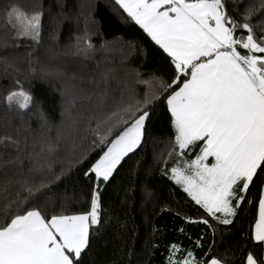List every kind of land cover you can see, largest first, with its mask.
Wrapping results in <instances>:
<instances>
[{
	"label": "trees",
	"instance_id": "16d2710c",
	"mask_svg": "<svg viewBox=\"0 0 264 264\" xmlns=\"http://www.w3.org/2000/svg\"><path fill=\"white\" fill-rule=\"evenodd\" d=\"M225 6L239 23L256 9L247 22L264 35V0ZM12 7L42 13L38 42L9 24ZM175 76L167 53L114 0H0V218L31 209L46 219L87 213L97 185L91 168L139 115L137 105L157 94L140 146L99 184L101 223L78 264H168L173 244L202 264L264 260V244L253 239L264 173L230 225L172 179V168L194 155L180 154L166 103L185 77L161 86ZM19 92L31 97L27 108L9 102ZM203 219L209 225L188 222Z\"/></svg>",
	"mask_w": 264,
	"mask_h": 264
},
{
	"label": "snow or ice",
	"instance_id": "6c2138e0",
	"mask_svg": "<svg viewBox=\"0 0 264 264\" xmlns=\"http://www.w3.org/2000/svg\"><path fill=\"white\" fill-rule=\"evenodd\" d=\"M115 3L170 57L176 76L172 84L161 82L163 89L167 91L185 77L166 100L175 143L181 155L197 142L203 144L195 159L172 168V179L209 217L222 225L232 224L250 186L264 173V35L257 37L247 22L256 9L246 10L245 22L239 23L229 16L226 0ZM7 16L21 37L38 42L41 12L29 15L12 7ZM17 96L22 100L17 101L20 107L27 108L31 97L13 93L9 102ZM159 98L146 95L135 108L139 115L91 168L97 185L87 213L46 219L41 211L31 209L0 218V264H78L89 247L92 230L101 223L99 184L108 182L125 157L140 146L151 115L148 109ZM209 158L214 162L208 163ZM188 222L209 225L208 219ZM253 239L264 244V194L259 199ZM168 264L202 262L192 251L173 244ZM210 264L224 262L212 258ZM246 264H264V260L248 254Z\"/></svg>",
	"mask_w": 264,
	"mask_h": 264
},
{
	"label": "rangeland",
	"instance_id": "374dc122",
	"mask_svg": "<svg viewBox=\"0 0 264 264\" xmlns=\"http://www.w3.org/2000/svg\"><path fill=\"white\" fill-rule=\"evenodd\" d=\"M11 96V95H10ZM13 101H15V102H17V101H19V102H22V100H21V98L20 97H14V100ZM19 102H17V103H19ZM194 148V147H193ZM192 147H190L189 149H185V151L187 152V154H190V155H193L195 152H196V150L195 149H193ZM196 154V153H195ZM195 154H194V157L193 158H191V160H193V159H195ZM191 160H189V162L191 161ZM188 162V161H187ZM213 161H212V158H209V161H208V163H212Z\"/></svg>",
	"mask_w": 264,
	"mask_h": 264
},
{
	"label": "crops",
	"instance_id": "0c3cea01",
	"mask_svg": "<svg viewBox=\"0 0 264 264\" xmlns=\"http://www.w3.org/2000/svg\"><path fill=\"white\" fill-rule=\"evenodd\" d=\"M115 1V0H114ZM135 22V21H134ZM197 145H198V142H197ZM196 146V145H195ZM201 147V146H200ZM196 153V154H195ZM194 154H195V156L196 155H198L199 154V151L197 150L196 152H195ZM193 157H194V155H193ZM212 161H213V158H212ZM214 162V161H213ZM262 194H264V189H263V193ZM258 219H259V207H258V217H257V221H258ZM256 221V222H257ZM255 229V228H254Z\"/></svg>",
	"mask_w": 264,
	"mask_h": 264
}]
</instances>
